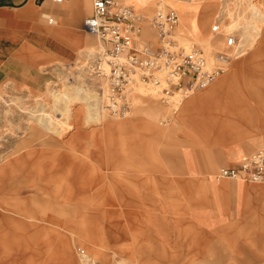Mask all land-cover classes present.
<instances>
[{
	"label": "rangeland",
	"instance_id": "rangeland-1",
	"mask_svg": "<svg viewBox=\"0 0 264 264\" xmlns=\"http://www.w3.org/2000/svg\"><path fill=\"white\" fill-rule=\"evenodd\" d=\"M125 1L144 16L141 17L144 25L148 22L145 28L150 29L151 34L139 41L146 43V38L155 34L149 28V20L157 9L173 10L179 24L172 31V39L187 49L197 45L209 61L214 53L225 49L227 37L234 38L236 46L246 47L258 38L264 27V0H248V5L245 3L240 8L236 0H220L208 36L200 39H193L188 34L181 9L184 5L178 0H172L175 7L179 6L178 12L164 1L157 4L156 0H150L143 9L135 2L141 4L140 0ZM200 4L196 2L191 8L199 12ZM37 5H41V0ZM253 10H257L259 17L253 16ZM194 19L199 25L200 14ZM86 37L90 56L85 58L76 52L71 64L60 65L56 71L49 67L54 79L45 93L34 95L14 85L0 86V160L14 156L23 165L20 171L1 181L0 208L25 209L35 218L29 222L20 219L22 229L16 244L13 245L9 237L0 238V264H24L28 258L45 259L48 264L59 262L57 244L65 232L54 228L52 223L74 232L75 239L81 244L75 247L78 264H100L92 252L83 257L78 254V249L88 245L105 257L104 264H146L144 258L149 254L148 250L156 249L165 234L168 238L164 240L170 242L171 251L177 254L176 261L238 264L234 259L233 237L235 233L245 231L240 224L242 211L249 212L248 205H264V196L251 193L253 184L264 186V183L170 176L186 173L183 171L186 168L184 156L167 153V149H171L167 146L168 139L177 143L186 140L181 129L173 124L178 107L161 104L156 89L140 83L137 78L133 81L138 87L129 91V84L123 92V99L129 104L126 118L113 117L102 110L101 125L86 122L87 111L81 103L89 108L90 105L87 98L80 95L87 91V85L102 97L101 107L107 94L106 82L91 77L87 71L92 55L100 50V44L92 35L86 34ZM252 48L248 46L245 55L233 57L230 64L240 62L257 50L256 45ZM260 49L264 53V47ZM230 64L217 78L229 71ZM77 74L81 75L78 81L83 83L73 84L77 81ZM68 82L86 87V90L77 86L66 89ZM63 90L66 95L73 96L65 99L70 116L60 125L59 132L47 131L33 120V114H37L33 112L41 106L43 110L53 112L51 92L62 93ZM173 101L178 100L174 98ZM151 102L159 107L154 121L158 132L145 112H140L139 117L136 114V110L147 109ZM58 106L64 107L62 104ZM175 108L177 112L174 113ZM118 123L127 125L114 129ZM110 124L115 125L113 129H102ZM218 133L223 135L227 131L217 130L213 134ZM216 140L215 137L214 142ZM257 149L264 151V147H257L236 155L233 162L238 163ZM193 157H196L195 153ZM168 158L177 166L176 170L170 169L166 163ZM192 164L193 173H196L200 163ZM152 229L160 230L163 235H150Z\"/></svg>",
	"mask_w": 264,
	"mask_h": 264
},
{
	"label": "crops",
	"instance_id": "crops-1",
	"mask_svg": "<svg viewBox=\"0 0 264 264\" xmlns=\"http://www.w3.org/2000/svg\"><path fill=\"white\" fill-rule=\"evenodd\" d=\"M140 1L141 4L135 2L143 9L150 0ZM160 1H164L178 12L179 6L175 7L176 4H173V1L156 0V3ZM193 1L195 2L185 9L187 30L193 39H200V37L208 36L212 28L219 0ZM118 2L133 10L132 6L124 3L125 0H118ZM196 2L201 3L199 12L196 8H191ZM37 3L39 0H0V86L14 85L34 95L45 93L48 84L53 81V73L48 69L49 67L56 71L60 65L71 64L70 61L76 58V52L85 58L89 56L85 42L88 33L84 31L83 21L91 15L92 11V0H69L60 4H54L50 0H41L40 6ZM197 14H200L199 25L194 19ZM139 15L144 18L142 14ZM49 18L52 19L51 23L48 22ZM147 23L144 25L142 20L138 42L156 46V32L146 38V43L139 41L151 34L150 29L145 28L148 27ZM149 28H151L150 25ZM255 45L257 50L240 62L230 64V61L229 71L226 74L178 106V113L173 118V124L181 129L186 140L177 143L174 139H168L167 146L171 149H167V153L184 156L183 161L186 168L183 171L186 173L170 176H200L220 181L223 179H214L219 168L236 166L243 158L257 151L245 155L238 163L233 162L236 155L252 151L257 147H264V73L261 72L264 71L262 70L264 69V53L260 49L264 47V27L261 28L254 42L246 44V47L241 46L244 51L238 57L245 55L248 46L254 48ZM77 77V81L73 84L83 83L81 80L78 81L81 75L77 74ZM72 82H68V85ZM82 88L86 90V87ZM65 93V90L62 93L51 92L53 112L43 110L42 106L40 110L34 111L37 114H33L32 118L40 127L47 131L59 132L60 125L67 122L70 108L65 105L67 102L65 99L73 98V96ZM80 96L86 97L90 105L89 108L84 102L81 103L87 111L86 122L101 125L102 115L99 111L98 94L89 89L87 85V91ZM60 104L64 107H59ZM158 109L159 107L151 102L147 109L136 110V114H139V117L140 112H145L146 118L155 128L154 121L158 117ZM38 116L41 118L40 121L35 120ZM51 117L53 123L49 121ZM126 125L127 123H118L117 126L110 124L102 129L107 131L113 129L114 126V129H121ZM155 130L159 131L157 128ZM217 130H224L227 133L214 135V131ZM215 137L217 140L214 142ZM226 138L230 140L225 141ZM244 140L249 141L246 143L243 142ZM193 153L196 157H193ZM171 161L172 159L168 158L166 163L171 170H176L177 166ZM194 162L200 163L199 168L195 169L196 173H193L192 169ZM22 167L21 161L14 156L2 157L0 183L13 172L20 171ZM251 193L264 196V186L253 184ZM247 211L249 212L242 211L240 223L245 231L235 233L233 237L235 241L234 259L238 264H264V205H248ZM20 219L25 222L35 220L25 209L0 208V238L9 237L13 245L16 244L17 236L22 229ZM51 225L65 232L64 238L57 244L61 259L59 262L51 261V263L78 264L75 258V247L81 244L78 239H75L74 232L55 223ZM159 231L152 229L149 232L150 235L158 237L163 235ZM165 237L168 238V235L163 236V240L156 249L148 250L147 248L149 254L144 258V262L146 264H186L187 261L184 260L176 261L177 254L171 251L170 242L164 240ZM82 248L85 249H82L84 254L92 252L95 257L99 258L100 264L105 263V257L98 255L92 245ZM24 264H48V262L45 259L28 258L24 260Z\"/></svg>",
	"mask_w": 264,
	"mask_h": 264
},
{
	"label": "built area",
	"instance_id": "built-area-1",
	"mask_svg": "<svg viewBox=\"0 0 264 264\" xmlns=\"http://www.w3.org/2000/svg\"><path fill=\"white\" fill-rule=\"evenodd\" d=\"M50 1L60 4L69 0ZM178 23L173 10L157 9L149 20L156 32V46L141 44L138 37L142 18L138 13L118 0H92L91 15L84 19L83 28L97 39L100 50L92 55L87 71L91 77L106 82L103 111L113 117H127L129 104L124 101L123 92L135 78L152 85L161 104L177 108L181 101L207 87L226 71L228 63L236 56L235 39L227 37L225 49L214 53L209 61L197 45L187 49L172 39V31ZM174 98L178 101L174 102ZM176 108L172 110L174 113ZM214 179L264 183V151L243 158L236 166L219 168Z\"/></svg>",
	"mask_w": 264,
	"mask_h": 264
},
{
	"label": "bare ground",
	"instance_id": "bare-ground-1",
	"mask_svg": "<svg viewBox=\"0 0 264 264\" xmlns=\"http://www.w3.org/2000/svg\"><path fill=\"white\" fill-rule=\"evenodd\" d=\"M172 1V0H171ZM180 3H182V5H184V6H182L181 7V9L183 10V16H184V20L187 22V17H186V13H185V9L187 8V6L188 5H191L192 4V1L193 0H187V1H185V2H181L180 0H178ZM222 1V0H221ZM190 2V3H189ZM219 2H220V0H219ZM228 2H229V0H228ZM237 2H239V5H238V7L240 8L241 7V5H243V4H245V3H247V5H248V0H236V3ZM157 4H161V2H157ZM228 4H226V6H227ZM236 5V6H237ZM246 5V4H245ZM224 9H225V7H224ZM241 9H243V11H245L244 10V8H241ZM248 9V8H247ZM237 10V9H236ZM222 11V10H221ZM249 12H250V10H248ZM224 12H225V10H224ZM252 13H253V16H254V14H255V16L256 17H259V13L257 12V10H253L252 11ZM220 14V13H219ZM254 16V17H255ZM251 18V17H250ZM247 19H249L248 17H247ZM262 26H264V25H262ZM244 27V26H243ZM248 27H250V26H248ZM216 30V29H215ZM245 30V29H244ZM247 30V29H246ZM254 29L252 28V31H253ZM245 32V31H244ZM247 33V32H246ZM244 35V34H243ZM242 52H243V49H242V47H241V45H237V48H236V51H235V57H238L239 55H241L242 54ZM90 56V55H89ZM234 57V58H235ZM230 63V62H229ZM228 63V64H229ZM218 79V78H217ZM215 81V80H214ZM74 85H71V84H69V85H67L66 86V89L68 88V89H73L74 87H73ZM210 86V85H209ZM208 86V87H209ZM78 87V86H77ZM136 87H138V85L136 84V81H132L131 83H130V86H128V88H127V90H133V89H135ZM79 89L80 88H82V86L81 87H78ZM206 89V88H205ZM99 96V95H98ZM102 97H100L99 96V101H100V103H101V99ZM183 103V102H182ZM181 105V103L179 104V106ZM41 109V108H40ZM39 109V110H40ZM178 109V108H177ZM177 109H176V111H177ZM99 111L101 112L102 111V107L99 105ZM175 111V112H176ZM34 113V112H33ZM40 113V112H39ZM48 114H49V112H48ZM50 116V115H49ZM46 117V116H45ZM52 118V117H51ZM38 119H40L41 120V118H40V116H38V117H36V119L35 120H38ZM48 119V118H47ZM44 121V120H43ZM49 121H52V123H53V118L52 119H50L49 118ZM61 121V120H60ZM65 121V120H64ZM63 123V122H62ZM48 124H50V123H48ZM47 124V125H48ZM55 124V123H54ZM51 126V125H50ZM53 126V125H52ZM48 128V127H47ZM52 130V129H51ZM60 130V129H59ZM58 130V131H59ZM77 252H78V254L80 255V256H84L85 254H84V251L82 250V249H78L77 250Z\"/></svg>",
	"mask_w": 264,
	"mask_h": 264
}]
</instances>
